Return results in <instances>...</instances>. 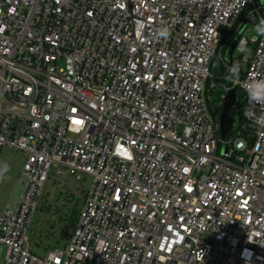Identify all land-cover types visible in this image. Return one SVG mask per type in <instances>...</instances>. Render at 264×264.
<instances>
[{"label":"built area","instance_id":"built-area-1","mask_svg":"<svg viewBox=\"0 0 264 264\" xmlns=\"http://www.w3.org/2000/svg\"><path fill=\"white\" fill-rule=\"evenodd\" d=\"M261 17V0H0V153L25 155L2 264H264V105L244 88L264 79V36L238 81L211 71ZM234 85L244 122L222 139ZM51 170L63 194L93 182L39 256L28 231Z\"/></svg>","mask_w":264,"mask_h":264},{"label":"rangeland","instance_id":"rangeland-1","mask_svg":"<svg viewBox=\"0 0 264 264\" xmlns=\"http://www.w3.org/2000/svg\"><path fill=\"white\" fill-rule=\"evenodd\" d=\"M256 34L257 33L255 32L254 27H248V29L244 32L239 45L234 51L233 61L237 64L241 60V62L244 63L243 69H246V57L253 49L251 37ZM242 41L244 44H241ZM216 58V63H218L220 61V50H218ZM217 89H219V87H217ZM215 96L216 93H214V97ZM240 117L241 114H236L235 124L239 122ZM24 158V153L13 150L9 147L5 146L1 150L0 163H7L9 165V172L7 173L6 179L0 182V212L7 204H10L11 208H14L16 205L19 191L15 190V186ZM92 182L93 178L91 176H86L82 183H72L71 190L74 197L79 199L81 198L80 200H82L84 193L90 189ZM61 187L62 185L56 182V175L53 173V170H51L48 180L45 183L42 196L38 200L37 209L32 216L28 231V236L30 237V247L39 256H44L48 247H53L56 241H59L60 244H64L67 239L63 232H68L71 229L68 224L58 222L57 220V209L62 207V205L67 202L64 196H60V193L63 192L60 190ZM65 194L72 195L70 193ZM69 205L71 206L72 203ZM81 205L82 202L80 203V206ZM3 254L4 249L0 248V264H2Z\"/></svg>","mask_w":264,"mask_h":264},{"label":"trees","instance_id":"trees-1","mask_svg":"<svg viewBox=\"0 0 264 264\" xmlns=\"http://www.w3.org/2000/svg\"><path fill=\"white\" fill-rule=\"evenodd\" d=\"M225 56V54H224ZM217 56H215V58L213 59L212 63H211V71H212V74H213V78H214V81L220 86V85H224V84H228V85H231V83H229V81L227 79H225L226 76L229 75V72H227L223 62L220 60L218 63H216V58ZM245 65H247V63H245ZM244 71V69H243ZM220 92V89H217V91H215L216 94H218ZM237 96H238V99H237V103H236V106L232 109L231 111V115L234 117V120H235V116L236 114H241V117H240V120L239 122L236 124V126H240V124H242L244 121H243V116H242V108H243V105H244V94L242 92V90L240 89V87L238 86L237 87ZM215 100V99H214ZM221 110H222V107H218L216 112L217 114L220 115L221 113ZM233 132V131H232ZM231 135V133H229L227 135V137H229ZM60 196L63 197L67 200V202H65L62 207H59V209H57V220L58 222H63V223H66L68 224L71 229L67 232V231H64V236L66 237V239H68V237L70 236L71 234V231L75 225V222L78 218V214H79V211H80V203L82 202V200H80L79 198H75L74 195H65L63 193H60ZM72 203V205L70 206L69 204ZM53 225V224H52ZM50 225V226H52ZM61 245L59 243V241H56V243L53 245V247H56V246H59ZM52 248V246H51ZM49 249V247H48Z\"/></svg>","mask_w":264,"mask_h":264},{"label":"clouds","instance_id":"clouds-1","mask_svg":"<svg viewBox=\"0 0 264 264\" xmlns=\"http://www.w3.org/2000/svg\"><path fill=\"white\" fill-rule=\"evenodd\" d=\"M247 0H243L246 3ZM255 32L258 36H264V17L259 19L255 24ZM169 29L166 26L158 27L154 30L153 36L155 39H167L169 36ZM229 75L225 79L230 82L238 81L240 68L239 65L233 64L228 69ZM245 92L248 100L252 104L264 105V79L250 78L244 84ZM254 125L264 129V112L258 115L254 121ZM128 155V154H127ZM129 158H131L129 156ZM9 172V165L7 163H0V182L4 181Z\"/></svg>","mask_w":264,"mask_h":264},{"label":"water","instance_id":"water-1","mask_svg":"<svg viewBox=\"0 0 264 264\" xmlns=\"http://www.w3.org/2000/svg\"><path fill=\"white\" fill-rule=\"evenodd\" d=\"M261 3L264 4V0H261ZM246 26H244L239 33L235 36L233 42L231 43V45L229 46V48L226 51V56H227V60L228 63L230 65L235 64L233 61V54L234 51L237 47V43L240 42L244 32L246 31ZM241 44H244V42L242 41ZM243 62L237 63V65H239L240 68V72H239V77H241L242 73H243ZM237 86L234 85L226 94L223 105H222V110L220 113V136L222 139H224L226 137V135L231 131L233 124H234V117L231 115V111L232 109L236 106L237 103ZM223 152H226V148H224Z\"/></svg>","mask_w":264,"mask_h":264},{"label":"snow or ice","instance_id":"snow-or-ice-1","mask_svg":"<svg viewBox=\"0 0 264 264\" xmlns=\"http://www.w3.org/2000/svg\"><path fill=\"white\" fill-rule=\"evenodd\" d=\"M124 155H127V153L125 152Z\"/></svg>","mask_w":264,"mask_h":264},{"label":"flooded vegetation","instance_id":"flooded-vegetation-1","mask_svg":"<svg viewBox=\"0 0 264 264\" xmlns=\"http://www.w3.org/2000/svg\"><path fill=\"white\" fill-rule=\"evenodd\" d=\"M239 45V43H237V46Z\"/></svg>","mask_w":264,"mask_h":264}]
</instances>
